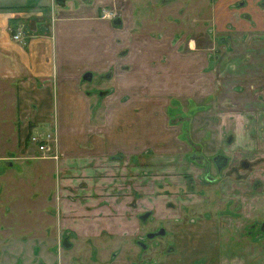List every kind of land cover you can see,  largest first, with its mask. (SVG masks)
I'll return each instance as SVG.
<instances>
[{"label": "rangeland", "instance_id": "374dc122", "mask_svg": "<svg viewBox=\"0 0 264 264\" xmlns=\"http://www.w3.org/2000/svg\"><path fill=\"white\" fill-rule=\"evenodd\" d=\"M117 1L108 0L109 11L115 13ZM164 1L158 0L161 12L176 19H160L163 32L146 43L144 86L137 85L133 68L143 56L126 51L143 46L136 38L143 42L146 29L134 32L135 41L126 46L113 41L118 56L132 60L122 63L117 82L108 80L110 71L80 81L86 100L74 101L75 133L65 136L83 158L77 171L65 165L58 145L56 161L38 153L30 133L22 146L14 137L5 148L15 142V150L4 156L0 151V264H264V28L221 27L237 13L250 20L253 0L244 10H238L239 1L176 0V15ZM34 2L24 26L50 21L63 10L89 12L100 3ZM216 6L225 8L215 14ZM257 7L264 15V0ZM164 33H174L170 42ZM7 90L0 86L3 123L12 118ZM51 131L49 124L32 134ZM191 148L206 155L218 150L227 164L219 175L210 170L212 181L203 179L204 165L185 160ZM145 211L150 215L142 222ZM250 224L255 228L249 231ZM157 227L166 235L145 240L144 233Z\"/></svg>", "mask_w": 264, "mask_h": 264}, {"label": "crops", "instance_id": "0c3cea01", "mask_svg": "<svg viewBox=\"0 0 264 264\" xmlns=\"http://www.w3.org/2000/svg\"><path fill=\"white\" fill-rule=\"evenodd\" d=\"M99 1L100 3L96 2L93 9L91 8L95 12H91V10L86 12L85 8H80L76 11L79 14L75 15L73 11L63 10L62 14L51 18L50 21L47 20L50 22L49 25L47 22H41L43 21L41 19L40 23L36 24V32L27 35L28 37L22 44L13 40L9 31L14 27L17 28L18 24L22 25L25 19L23 15L26 13V17H28L32 8L26 9V5L23 6L26 0H0V86L7 84L8 90L5 91L4 98L11 97L9 102L12 107V118L9 117L10 120L8 119L7 123L1 121L0 110V151L4 150L2 156L15 150L17 138L19 146H22V140L26 139L29 133L37 132L50 124V128L56 135L57 145L63 152L60 154L63 155L65 165L74 167V170L77 171L75 167L84 163L78 161L83 158L77 155L78 151L74 150L75 145L71 147V142L65 138V136L72 137L75 133L76 125L72 121L76 117L74 101L80 97L82 100H86L83 91L79 89V76L84 70L98 74L108 73V70H111L108 80L112 81L115 78V82H117L122 73V63L131 65L132 60L129 56L124 58L119 54V56H123L120 58L118 56L120 46L115 50L117 44H114L113 41L117 38L120 40L119 44L125 46L133 39L135 41V37L127 35L126 29L112 31L109 29L108 18L97 17L96 11L99 7L108 8V0ZM134 1L138 2V0L117 1L121 5L124 4L120 13L123 28L133 26L134 10L132 8L134 6L132 3ZM236 1L241 3L240 6L242 5L238 10H244L246 5L249 6L247 0L244 5L242 0H229V2ZM17 2H21L23 5L18 6ZM162 2L165 1L162 0ZM257 3L258 0L252 2L254 10L250 15V20L244 18L243 13H237L236 19L232 15L229 19L225 18L224 23L232 21L239 30H262L264 15L259 12ZM170 4L174 6L175 3L170 2ZM221 4L224 5L223 1ZM19 7L23 9L20 10ZM216 8L215 14L216 11L224 10L225 6H216ZM257 16H259V20ZM217 17L214 15V18L220 23ZM43 25L45 26L42 27ZM170 36L171 34L164 33L162 37L164 40L168 38L170 41ZM142 41L136 38V45H139L140 42V45L145 47L146 41L152 43L151 39L142 38ZM137 48L141 49L142 46H137ZM142 56L140 61L137 60L135 67L137 68L138 85L140 77L143 78L142 72L145 74L147 71L145 55ZM140 66H142L141 69L138 68ZM141 85H143L142 82ZM118 86L122 87V83H118ZM1 97H3L2 91L0 92V102ZM55 97H58V101L61 102L60 115L58 112L56 113V109L54 110ZM53 110L56 113V118L51 115ZM12 121L15 123V130ZM7 135L8 137L5 138ZM14 137L13 147L6 149V142H12ZM87 161H91V157ZM9 194L10 192H7L4 195ZM11 206L14 207V205ZM17 243V241L14 242V247ZM5 244L1 243L3 246ZM22 255L21 253L20 256L22 257ZM28 260L24 259V261ZM21 261L23 260L21 259Z\"/></svg>", "mask_w": 264, "mask_h": 264}, {"label": "flooded vegetation", "instance_id": "af4514ba", "mask_svg": "<svg viewBox=\"0 0 264 264\" xmlns=\"http://www.w3.org/2000/svg\"><path fill=\"white\" fill-rule=\"evenodd\" d=\"M162 1V0H161ZM176 2V0H169L168 1V3L166 4V5H168V4H170V2ZM240 3V2H239ZM133 4V26L131 27V28H124V29H126L127 31V35H130V36H132V34L134 33V32H140L142 29H146L147 30V33L146 34H144L143 36H141L142 38H146V39H156V38H158V37H160V35L161 34H159L160 32H163L162 31V29H161V20L160 19H163V21H165V19H166V17H169L170 19L167 21V22H169V23H171V22H173V21H171V17H173V19H176V16H170V15H165V13H162L161 12V5L158 3V0H152L151 2H149V1H143V0H138V2L137 3H132ZM118 6H117V8L115 9V14H114V16L113 17H111V18H108V25L110 26V27H113V28H116V30H118V29H122L123 27H122V23H121V21H122V18L120 17L121 16V14H117V11L118 10H120V13H121V10H122V6H124V4L122 3V5L120 4V3H118L117 4ZM166 5H164V6H166ZM175 7H176V5L174 4V6H173V14L174 15H176V9H175ZM235 8H236V6H235ZM109 11V10H108ZM145 12V14L146 15H152V17L153 18H156L155 20H153V21H151L147 16L146 17H144L143 15H141V13L140 12ZM112 12V11H111ZM138 12V14H136ZM34 21V24H35V27H36V21L35 20H33ZM232 22V21H231ZM227 22V23H223V26L221 25V27L222 28H224V25H226L225 26V29H231V26H232V24L234 25V22ZM151 23H153V24H151ZM37 29V28H36ZM232 30H233V28H232ZM123 31V30H122ZM153 31H155V32H153ZM158 32V33H157ZM174 34V33H173ZM173 34H172V36H170V38L172 39L173 38ZM129 37V36H128ZM128 37H127V40H128ZM170 39V40H171ZM116 40V39H115ZM126 40V39H125ZM120 41V40H119ZM218 41H223V39L222 38H219L218 39ZM170 42V41H169ZM146 43H148L149 44V42L148 41H146L145 42V45H146ZM224 43H226V42H224L223 41V44ZM161 44H159L158 43V46H160ZM191 49V47H189V50ZM148 51V49H146V47H144V46H142V48L140 49V48H137L136 50H129V51H126V54H134V53H137V54H142L143 55V53L144 52H147ZM128 52V53H127ZM206 54V53H205ZM208 57H209V55L208 54H206L205 55V58H206V62L208 61ZM151 61V60H150ZM155 65L154 64V62H149L148 63V65ZM133 68H135V67H133ZM108 71H110L111 72V70H108ZM85 72H90V71H88V70H84L81 74H80V76H79V80L81 81V80H83V81H87V79H82V75L85 73ZM91 76H93L92 75V72H90V79H91ZM144 77H145V74H144ZM141 78V77H140ZM142 80H139L140 82H139V85H141V82L143 81V78H141ZM90 81V80H89ZM137 85H138V83H137ZM143 86H144V83H143ZM215 152H213L211 155H206L207 153L205 152V154H201V153H198V154H196L195 153V149H193V148H191V151H190V153L188 152V154H185V160L187 161V162H194L195 164H198V165H200V164H203L204 166H203V168H202V172L204 173L203 175H204V177H203V179H207L208 181H212L213 180V177L214 176H210L209 175V172H210V170L212 169V170H214L215 171V173L216 174H220V172L222 171V169L225 167V165L227 164V161H228V158L226 157V156H224L222 153H220V152H217L218 150H214ZM206 155V156H205ZM119 157H122V155H118ZM240 165L241 166H243V167H246L247 166V162L245 161V160H242V161H240ZM74 168V167H73ZM145 212H149V211H145ZM145 212H143V213H145ZM142 213V214H143ZM141 215V214H140ZM150 215V212H149V214H148V216ZM147 216V217H148ZM146 217V218H147ZM145 221V220H144ZM144 221H142V222H144ZM255 228V226L254 225H252V224H250L249 226H248V229H249V231L252 229H254ZM159 229H162V231H163V233L162 234H156V232H158V230ZM245 231L247 230V229H244ZM148 234H151L152 236L151 237H147V235ZM164 235H166V231L163 229V228H161V227H157V229H153L152 231H149V232H146V233H144V239L145 240H148V241H150V240H156L158 237H162V236H164ZM136 243L143 249V250H145V248L147 247V245L146 244H144L141 240H136ZM171 250V248H170V246H168L167 247V250Z\"/></svg>", "mask_w": 264, "mask_h": 264}, {"label": "built area", "instance_id": "2783aa9c", "mask_svg": "<svg viewBox=\"0 0 264 264\" xmlns=\"http://www.w3.org/2000/svg\"><path fill=\"white\" fill-rule=\"evenodd\" d=\"M102 10V18H111L114 16V12L105 9ZM25 36V31L19 27L17 28L15 33L12 34L11 38L24 44ZM29 141L36 145L37 152L42 154L43 157L50 158L54 161L58 159L57 138L53 130L51 131V133L44 132L41 134L30 135Z\"/></svg>", "mask_w": 264, "mask_h": 264}, {"label": "water", "instance_id": "95a60500", "mask_svg": "<svg viewBox=\"0 0 264 264\" xmlns=\"http://www.w3.org/2000/svg\"><path fill=\"white\" fill-rule=\"evenodd\" d=\"M27 28L28 30L30 31H35L36 30V27H35V24H34V21L31 20L28 24H27ZM82 79H87V80H90V72H85L83 75H82ZM149 212H145L141 215H139V219L141 221H144L146 219V217L148 216ZM163 231L162 229H159L158 232H156V234H162ZM152 235L151 234H148L147 237H151Z\"/></svg>", "mask_w": 264, "mask_h": 264}, {"label": "trees", "instance_id": "16d2710c", "mask_svg": "<svg viewBox=\"0 0 264 264\" xmlns=\"http://www.w3.org/2000/svg\"><path fill=\"white\" fill-rule=\"evenodd\" d=\"M25 5L29 9V8L37 6L38 3L34 2V0H26L25 4L23 6L25 7ZM18 9H20V7Z\"/></svg>", "mask_w": 264, "mask_h": 264}]
</instances>
